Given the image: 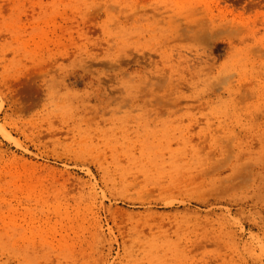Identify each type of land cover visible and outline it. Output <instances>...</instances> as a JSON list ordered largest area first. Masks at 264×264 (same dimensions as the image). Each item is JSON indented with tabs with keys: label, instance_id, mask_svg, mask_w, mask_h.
<instances>
[{
	"label": "rangeland",
	"instance_id": "rangeland-1",
	"mask_svg": "<svg viewBox=\"0 0 264 264\" xmlns=\"http://www.w3.org/2000/svg\"><path fill=\"white\" fill-rule=\"evenodd\" d=\"M0 264H264V0H0Z\"/></svg>",
	"mask_w": 264,
	"mask_h": 264
}]
</instances>
